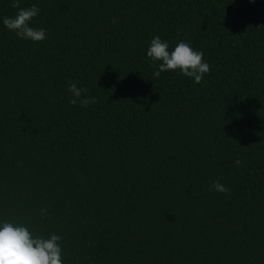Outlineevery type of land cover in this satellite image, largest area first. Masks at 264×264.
<instances>
[{"label":"trees","instance_id":"obj_1","mask_svg":"<svg viewBox=\"0 0 264 264\" xmlns=\"http://www.w3.org/2000/svg\"><path fill=\"white\" fill-rule=\"evenodd\" d=\"M10 5L0 225L59 235L62 264H264V0H20L40 42ZM155 36L210 72L154 77Z\"/></svg>","mask_w":264,"mask_h":264},{"label":"clouds","instance_id":"obj_2","mask_svg":"<svg viewBox=\"0 0 264 264\" xmlns=\"http://www.w3.org/2000/svg\"><path fill=\"white\" fill-rule=\"evenodd\" d=\"M252 2V0H250ZM12 8L18 9L13 17L2 19L3 25L21 39L40 42L46 38L44 29H34L30 26V21L39 13V8H20V0H11ZM147 57L153 62L156 68L153 75L159 77L161 73L168 71H179L183 76L191 78L194 83L199 84L204 75L210 72V66L204 62V53L193 50L184 41L179 42L174 50L169 51V45L159 36L153 37L148 47ZM68 91L72 94L70 103H79L87 107L95 104V98L84 96L85 89L77 87L76 83L68 86ZM237 165L240 161H235ZM219 193H227V188L216 182L211 189ZM42 215L46 210H41ZM61 237L51 234L48 238L35 236L28 227L23 224L4 222L0 225V264H62L61 247L59 244Z\"/></svg>","mask_w":264,"mask_h":264}]
</instances>
